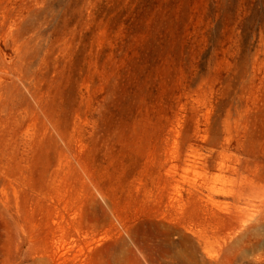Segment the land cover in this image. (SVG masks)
Returning a JSON list of instances; mask_svg holds the SVG:
<instances>
[{
	"label": "rangeland",
	"instance_id": "rangeland-1",
	"mask_svg": "<svg viewBox=\"0 0 264 264\" xmlns=\"http://www.w3.org/2000/svg\"><path fill=\"white\" fill-rule=\"evenodd\" d=\"M0 264H264V0H0Z\"/></svg>",
	"mask_w": 264,
	"mask_h": 264
}]
</instances>
